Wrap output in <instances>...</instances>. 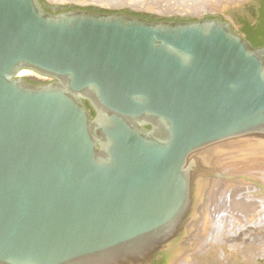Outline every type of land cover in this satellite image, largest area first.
<instances>
[{"label": "water", "instance_id": "95a60500", "mask_svg": "<svg viewBox=\"0 0 264 264\" xmlns=\"http://www.w3.org/2000/svg\"><path fill=\"white\" fill-rule=\"evenodd\" d=\"M246 136L264 46L228 21L0 0V264H150L192 205L191 156Z\"/></svg>", "mask_w": 264, "mask_h": 264}, {"label": "bare ground", "instance_id": "6f19581e", "mask_svg": "<svg viewBox=\"0 0 264 264\" xmlns=\"http://www.w3.org/2000/svg\"><path fill=\"white\" fill-rule=\"evenodd\" d=\"M67 1H87L105 6H120L123 4H128V2L126 3V0H54L53 3L63 4ZM248 1L249 0H195L194 3L189 5L187 4V7H185L181 6L177 2V0H171L170 2H168V4H162L160 6H157L156 9L153 10H157L160 13L171 12V14L178 15L189 14L200 16L205 13L225 12L230 6L240 5L243 3H247ZM132 5L137 7L136 3ZM19 74L20 76H27L33 74V72L26 69L22 70ZM191 159L195 163L192 185V205L187 214V217L185 218L184 223L177 232L175 238H173L163 246V249L156 256H154L150 264H194V260L197 256H203L205 253H208L211 248L213 250L214 247H225V245L222 244H226L220 242L219 240H216L217 238L216 236L214 237V235H212L213 233L211 235H208V233H210V229L211 231L213 230V227L211 225L213 222L210 223L209 214L212 218L211 221H215L218 216L225 212L230 214V212H234L235 210L246 211L247 213H245V217L247 215H249L250 217L252 213L250 214L248 210L250 208L252 209L253 206L259 207V205L262 204V201L260 200L262 197H264V138L256 136H246V138L241 137L240 139H233L229 142H222V144L220 143L213 147L201 150L200 152L192 155ZM233 168L235 170L237 169L238 173L241 172L240 169L249 170L250 168H252V171L255 168L257 171H260V174H262L263 177L259 175L258 172L257 175L261 176L263 179L258 176L256 177V175H254L256 174V172L254 171V173L250 170L249 171L251 172V176H232V174L235 173H232L231 171L233 170ZM225 169L231 170L225 173ZM249 171L246 172L250 173ZM246 172L245 174H247ZM245 184H248L249 188L252 186L251 184L255 185V187H252H257L256 192L254 191L253 193V191L251 190L252 188L249 189ZM249 191L252 192L251 195ZM225 192L227 193L225 197H218H221V195ZM246 192H249L250 197L246 194ZM244 193L245 196L247 195V197L242 198L241 196H244ZM259 196H261V198ZM255 197H259L260 200L258 198V200H255ZM252 211L254 210L252 209ZM234 213V215H236V212ZM258 213H260V215L263 214V212ZM230 215L233 214L231 213ZM241 216H239V218H241ZM216 222L217 221H215L213 225ZM220 223L221 222H219V225H221ZM234 247L236 248V246ZM234 247L232 245V248H230L234 249ZM222 248L223 247H221L220 250H222ZM238 249L242 250L240 246ZM201 259L202 257L199 260Z\"/></svg>", "mask_w": 264, "mask_h": 264}, {"label": "rangeland", "instance_id": "374dc122", "mask_svg": "<svg viewBox=\"0 0 264 264\" xmlns=\"http://www.w3.org/2000/svg\"><path fill=\"white\" fill-rule=\"evenodd\" d=\"M43 1H45L48 4V6L51 8V11L54 13L59 12L60 10H65L67 8H78V7H80V8H85V9L101 10V11H105V12H120V11L133 12L137 15H142V16H145V17L150 18L152 20L197 21V20H202V19H206V18H210V17H220V18L228 21L232 25L233 29L238 33H242V28H243L242 20L247 21L248 23H250L253 26H256L259 23V12H258V10H259L258 6L259 5L257 4V0H249L247 3L230 6V7H228V9L225 12L205 13V14H202L200 16L199 15H189V14L178 15V14H171V12L170 13H160L157 10L156 11L153 10V9H156L157 6H160L162 4H168V2H170L171 0L170 1L169 0H126V3L128 2V4H123L120 6H117V5H111V6L98 5V4L87 2V1H67V2H64L63 4L53 3L54 0H43ZM177 2L181 6L187 7V4L188 5L192 4L195 2V0H177ZM134 3L137 4V7L132 5ZM23 70H26V69H23ZM30 71H32L33 74L27 75V76H22V75L21 76L28 78L32 81L34 80L35 82H43L44 83V82H51L52 81V78H50V77L43 76V75H41V74H39L33 70H30ZM242 138H246V137H242ZM229 141H231V140H229ZM218 144H220V143H218ZM218 144H215V145H218ZM221 144H222V142H221ZM215 145H213V146H215ZM213 146H210V147H213ZM210 147H208V148H210ZM200 151H198V152H200ZM198 152H196V153H198ZM251 169L252 168H250L249 170L251 171ZM225 170L226 171H224V172L227 173V171H230L231 169H229V170L225 169ZM249 170L240 169V171H241V172L239 171L241 173V175H240V173H238L237 169L235 170L233 168V170H231L232 173L235 172L237 175L235 173H233V174L231 173V174H232V176H235V177L236 176L237 177H244L243 175H247V176L250 175L251 176V172L255 171L256 174H254V175H256V177L257 176L260 178L263 177L262 174H260V171H257L255 168L251 172ZM244 171L245 172L249 171L250 173L246 172L247 174H245ZM243 172H244V174H243ZM257 172L262 177L257 175ZM227 175H230V174H227ZM252 175H253V173H252ZM245 185L249 188L248 184H245ZM251 185L255 187V185H253V184H251ZM252 186L249 189L252 188L251 190L254 193V191L256 192L257 187L254 188ZM249 192L251 195L252 192L251 191H249ZM249 192H246V194L250 197ZM224 194H222L223 196L221 195V197L220 196H218V197L223 198L226 196L227 193L225 192ZM243 195L244 196H241L242 198L247 197V195L245 196V193ZM259 197L261 198V196H259ZM259 197H255V200L257 198L260 200ZM263 198L264 197H262L260 200V201H262L261 205H263V206H261V205H259V207L253 206L252 209L254 211H252L251 208L248 210L250 212V214L252 213L251 214L252 216L250 215L251 218L249 217V215H247L245 217V213H247L246 211L235 210L234 212H236V215H234L235 214L234 212H230V214L232 213L233 215H230L227 212H225V213L221 214L220 216H218V218L215 217L216 218L215 221L218 222L219 220H221V221H219V222H221L220 223L221 225H219V222L218 223L216 222L213 225V223L215 221H211L212 218H211V215L209 214L210 223L213 222L211 224L213 227V230L211 231V229H210V233H208V235H211L213 233L212 235H214V237L216 236V238H217L216 240H219L220 242L226 243L227 245L221 243L222 245H225V247L219 245L220 248L214 247L213 250L211 248L210 251H208V253H205L203 256H197L198 258L197 257L195 258L194 264H264V215H263L264 214V202H263L264 199ZM259 209H261V210H259ZM256 210L258 212H263V214L260 215V213H258ZM242 213H243V215H242ZM256 213L259 214L260 216L257 215ZM237 214H238V216H237ZM227 215H229V216H227ZM239 216H241V218H239ZM225 217H226V219H225ZM247 218L249 219V221ZM252 218H255L256 220L252 219ZM217 225H219V226H217ZM216 228H218V229H216ZM215 229L218 231H216ZM217 236L219 237V239ZM232 245H233V247L236 246V248L234 247V249H231ZM239 246H240V248H242V250L238 249ZM221 247H223L224 250H223V248H222V250H220ZM228 247H229V249H228ZM218 248H219V250H218ZM238 251H239V253H238ZM201 257H202V259L199 260Z\"/></svg>", "mask_w": 264, "mask_h": 264}, {"label": "trees", "instance_id": "16d2710c", "mask_svg": "<svg viewBox=\"0 0 264 264\" xmlns=\"http://www.w3.org/2000/svg\"><path fill=\"white\" fill-rule=\"evenodd\" d=\"M258 12L259 23L256 26L242 20V33L245 34L247 40L251 42L254 47L264 46V0H260Z\"/></svg>", "mask_w": 264, "mask_h": 264}, {"label": "flooded vegetation", "instance_id": "af4514ba", "mask_svg": "<svg viewBox=\"0 0 264 264\" xmlns=\"http://www.w3.org/2000/svg\"><path fill=\"white\" fill-rule=\"evenodd\" d=\"M259 6H260V2H259ZM259 6H258V8H259ZM34 81V80H33Z\"/></svg>", "mask_w": 264, "mask_h": 264}]
</instances>
